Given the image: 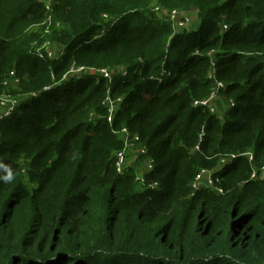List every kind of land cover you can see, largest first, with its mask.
I'll list each match as a JSON object with an SVG mask.
<instances>
[{
    "label": "trees",
    "instance_id": "obj_1",
    "mask_svg": "<svg viewBox=\"0 0 264 264\" xmlns=\"http://www.w3.org/2000/svg\"><path fill=\"white\" fill-rule=\"evenodd\" d=\"M154 1L199 21L171 38ZM50 3L0 0V264H264V0ZM213 72L222 120L193 102ZM123 129L157 188L116 171Z\"/></svg>",
    "mask_w": 264,
    "mask_h": 264
},
{
    "label": "rangeland",
    "instance_id": "obj_2",
    "mask_svg": "<svg viewBox=\"0 0 264 264\" xmlns=\"http://www.w3.org/2000/svg\"><path fill=\"white\" fill-rule=\"evenodd\" d=\"M41 1H45L48 4V5H46V8L48 6L47 9H48L49 13H51L52 10H51L50 1H52V0H41ZM152 6H153V8L156 7L155 8V16L158 18V20L159 21H165L167 23L169 22L170 26L173 27L171 38L176 33H182L184 31L188 30L187 28H184V27L188 26L189 23L192 22V25H193L195 23V21H199V18H198L199 17V14H198L199 10L198 9L185 10L182 14L179 15L178 13H176V11H175L176 9H173V10L160 9L159 8L160 3H157L156 1H154L152 3ZM187 18L189 19V21H187ZM192 25H189V26L192 27ZM181 26H183V27H181ZM57 27L59 29L62 28L61 26H57ZM183 29H185V30L181 32V30H183ZM171 38L169 37V40H168L169 42H170ZM46 45H47V49L49 50V52L51 51L52 55H54L56 58L64 54V46L62 43L53 41L50 44H47L45 42H42L40 44V46L42 48L46 47ZM212 54H215V53L212 52ZM55 57H52L51 59H53ZM81 69L87 70L84 67H82ZM208 77L210 78L209 80L214 83V85H212V88L210 90L209 95L207 96V98L197 99V100H194L193 102L195 104L196 102H204L206 100H210L213 102L217 100L216 101V107L214 106L213 108L218 113L222 112L221 115H219L217 113L218 114L217 116L222 120V118H224V115H225L226 107H227V105L228 106L231 105V101H230V103H227V105H226V102H224V99L222 98V93H221V91L224 89H222L220 91L219 96L217 98H216V93L213 92V90L216 86H222V85L226 86V83L224 82V80L218 79L214 72L210 73ZM16 81H18V80H16ZM6 98H7L6 103H8L10 100H11V102H9V104L12 105L13 103H15V99L13 96H7ZM198 107H200V106H198ZM207 110L210 111V109H207ZM113 113L114 112L112 111V112H110L109 115H111V114L113 115ZM121 138L124 141L123 150L126 153V158L124 160L123 166H126L127 168L133 167L132 169H134V173L137 172V175L140 177L142 175H144L145 173H149L153 169L154 164L151 163L149 161V159L146 157V153L142 152V150H146V148H143L140 146V144H137L135 142V140L131 139V137L128 134H124L123 136H121ZM246 154L249 156V158H251V160L253 159L254 153L248 151ZM116 158H117V152H116ZM225 159H230V158H225ZM151 165H152V167H151ZM115 167L117 168V159H115ZM262 167H264V164H262L261 166H255L254 165V173L256 174V178H254L255 180L264 179V172L261 171ZM220 168H221V165H219L217 168H215L214 171H218ZM116 171H117V169H116ZM208 174L211 175L212 174L211 171H209ZM137 182L139 183L140 187H143V183L141 181H137ZM220 182H221V179H216L215 184L211 185L208 181H202L201 185H203L207 189L214 190L216 193H220V191H218L216 189V188L222 189ZM154 183H156V182H154ZM193 191L195 192V191H197V189L193 188Z\"/></svg>",
    "mask_w": 264,
    "mask_h": 264
},
{
    "label": "built area",
    "instance_id": "obj_3",
    "mask_svg": "<svg viewBox=\"0 0 264 264\" xmlns=\"http://www.w3.org/2000/svg\"><path fill=\"white\" fill-rule=\"evenodd\" d=\"M164 10V9H163ZM176 11V13H178L179 15L180 14H182V12H179V10H175ZM187 21H189V19L187 18ZM189 25H192V22L191 23H189L188 24V26H186V27H184V28H189L190 26ZM180 26V25H179ZM181 27H183V26H181ZM106 70H103V72H104V75L105 76H110V74H109V72H105ZM225 88V85H222V86H216L215 88H214V90H213V92H215L216 93V98L219 96V93H220V91L222 90V89H224ZM212 94V93H211ZM211 96V95H210ZM217 101V100H216ZM216 101H210V100H206V101H204V102H196L194 105L195 106H200V107H204V108H207V109H210V112L212 113V114H217L218 112L217 111H215V109L213 108L214 106L216 107ZM5 102H7V98H5V100H4V103ZM109 103L111 104V108H109V114H110V112H114L113 113V115L111 114V115H108L107 116V120L109 121V122H113L114 121V119H115V116H116V113H117V111L119 110V105H121V100L120 99H112L111 97H110V100H109ZM231 105L232 106H234V102H232L231 101ZM14 106H16V103H13L12 105H10V106H8L7 107V110H6V113L5 114H9L12 110H13V108H14ZM222 113V112H221ZM221 113H218L219 115H221ZM124 134H128V132H127V130L126 129H123L122 130V134H121V136H123ZM134 140H135V142L136 141H138L139 140V137L138 136H135V138H134ZM133 146V145H132ZM141 146V145H140ZM143 148H145V147H143ZM123 150V149H122ZM119 150L118 152H117V171H118V173H120V174H122V173H126L127 171H129L130 170V168H133V167H130V168H127L126 166H123V163H124V160H125V158H126V153H125V151L123 150ZM142 152H144V153H146V150H142ZM235 157V155H232L231 157H230V159H222V165L224 166V164L225 163H228L232 158H234ZM148 159H149V161L151 162V163H153L154 164V161H153V159H151V158H149L148 157ZM250 160H251V158H250ZM253 160V159H252ZM151 167H152V165H151ZM209 169H202L198 174H197V176H196V178H195V180H194V182H193V188H195V189H197V190H201V189H203V188H206V187H204L203 185H201V182L202 181H208L211 185H214L215 184V180L216 179H219V177L218 178H215V174L217 173V171H214V169H212V170H209V171H211V175H209L208 174V171ZM261 171L262 172H264V167H262L261 168ZM254 178H256V174L253 172V174H252V179H254ZM136 181H141L142 183H143V187H148V188H157L158 187V183L156 182V183H148L147 182V180H146V173L144 174V175H142L141 177L140 176H138L137 175V172H136V179H135ZM143 187H141V188H143ZM218 191H220V193L222 194L223 193V190L222 189H220V188H216Z\"/></svg>",
    "mask_w": 264,
    "mask_h": 264
},
{
    "label": "clouds",
    "instance_id": "obj_4",
    "mask_svg": "<svg viewBox=\"0 0 264 264\" xmlns=\"http://www.w3.org/2000/svg\"><path fill=\"white\" fill-rule=\"evenodd\" d=\"M183 30H185V29H183ZM183 30H181V31H183ZM5 179H11V175H9L8 177H5Z\"/></svg>",
    "mask_w": 264,
    "mask_h": 264
}]
</instances>
